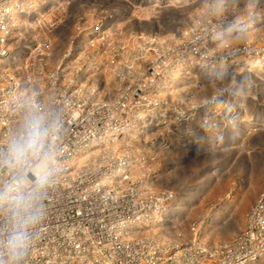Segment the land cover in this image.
Listing matches in <instances>:
<instances>
[{"label":"built area","instance_id":"2783aa9c","mask_svg":"<svg viewBox=\"0 0 264 264\" xmlns=\"http://www.w3.org/2000/svg\"><path fill=\"white\" fill-rule=\"evenodd\" d=\"M182 1L0 0V142L14 128L12 105L25 87L65 113L66 171L30 264L264 261L262 197L226 236L198 230L205 219L178 228L179 214L168 213L179 197L166 180L177 171L165 163L179 158L163 147L181 141L164 133L165 114L178 111L181 136L223 143L199 131L205 118L215 128L226 113L213 99L222 81L264 74L261 58L246 48L256 38L225 33L230 20L217 18L225 16L212 5L196 7L179 27L160 24L159 14ZM222 127L228 134L231 121Z\"/></svg>","mask_w":264,"mask_h":264},{"label":"rangeland","instance_id":"374dc122","mask_svg":"<svg viewBox=\"0 0 264 264\" xmlns=\"http://www.w3.org/2000/svg\"><path fill=\"white\" fill-rule=\"evenodd\" d=\"M207 5L222 12L225 17H217L219 19L232 21L239 17L242 23L246 20L248 0H185L179 10L165 8L158 16L159 23L179 27L192 10ZM256 10L257 19L249 25L246 38H256L251 42L258 45L246 48L251 58H261L264 64V0H259ZM249 79L252 87L240 106L232 113L221 112L215 120L217 127L210 131L199 130L202 134L212 135L215 140L224 139L223 143L203 144L205 136L198 134L181 136L185 133L178 129V111L173 108L172 113L165 114L167 127L164 133L170 135V139L181 141L180 145L173 143L172 147H163L167 157L179 158L176 162L165 163L167 170L177 171L175 177L166 180L171 187L176 185L179 200L170 203L168 213L172 220L173 213L179 214L182 224L178 228H189L193 222L205 219L207 225L197 224L198 230L212 227L221 229L224 236L231 235L243 227L242 216L248 207L259 197L264 200V74ZM230 80L222 81V84L227 85ZM216 83H220L219 79ZM229 121L231 129L227 134L228 130L222 126ZM180 234L188 237L190 231L184 229Z\"/></svg>","mask_w":264,"mask_h":264},{"label":"clouds","instance_id":"9594fccd","mask_svg":"<svg viewBox=\"0 0 264 264\" xmlns=\"http://www.w3.org/2000/svg\"><path fill=\"white\" fill-rule=\"evenodd\" d=\"M258 3L248 0L245 22L237 17L223 24V31L235 32L236 39L247 37ZM220 65L226 68L227 58ZM251 87L247 77L233 76L213 99L218 108L232 113ZM12 111L17 117L14 128L0 142V264H30L43 236L52 190L66 171L65 113L62 106L46 104L39 90L30 86L18 94ZM204 126L210 131L207 118Z\"/></svg>","mask_w":264,"mask_h":264}]
</instances>
